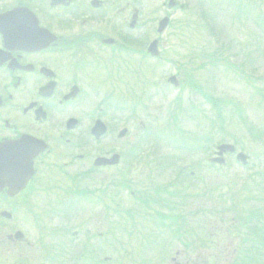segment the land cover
Listing matches in <instances>:
<instances>
[{
	"label": "rangeland",
	"instance_id": "obj_1",
	"mask_svg": "<svg viewBox=\"0 0 264 264\" xmlns=\"http://www.w3.org/2000/svg\"><path fill=\"white\" fill-rule=\"evenodd\" d=\"M165 1L143 0L138 26L141 35L135 40L127 26L129 21L123 23V19L119 25L124 28L119 33L112 32L108 24L93 27L95 33H101L98 36L120 43L117 51H102L104 59H112L129 48L145 53L155 39L160 41L162 55L155 60H134L135 68L142 71L138 79L141 84L135 91L140 93L139 101L132 100L129 91L111 92L121 82H98L102 94L111 92L106 98L108 103L122 102L130 107L124 114L111 113L117 121L112 130L128 127L132 135L125 145L112 139L105 145L107 150L123 152L126 158L117 169L92 170L93 182L87 185L89 191H95L93 202L79 200L73 219L61 220L64 241L43 242L49 250L36 253L49 264H80L81 259L92 260L91 264H214L210 255L222 259L224 253L230 255L254 246L249 235L251 212L264 216V0H176L178 8L170 13L162 8ZM205 1L208 13L196 5ZM182 5L185 11H180ZM155 7L158 10L152 11ZM165 16L170 17L172 25L159 35L158 22ZM123 36L131 39L123 40ZM173 75L181 83L178 91L168 85ZM90 107V111L98 113L97 106ZM111 124L112 127L114 123ZM144 131L155 134V138L170 135L185 145H195L192 141L199 138V149L193 154L188 150L180 153L159 143L153 151V145L147 144L149 152L135 165L129 161V153L134 146L149 142L141 139ZM222 144L235 145L248 155L249 168H242L235 158L227 160L224 168L209 167L210 157ZM97 150L94 146L92 152ZM182 167L198 176L185 177L182 183L178 180ZM124 186H132L136 194L148 191L147 198L159 188L165 203L146 210L140 219L134 215L140 211L137 195ZM102 190L106 191L105 197ZM116 192L120 195L112 202ZM172 201L173 215L196 214L186 223L194 228L192 235L182 241L162 229L153 216L169 215L167 205ZM117 204L121 218L114 214ZM72 207L74 202L64 203L61 213L72 211ZM129 211L135 217L131 222ZM235 220V225L243 228L235 230L233 225L232 230L228 229ZM74 231L79 234L72 238ZM35 241L40 243L36 236ZM187 241L192 244H185ZM87 242L91 246L84 252ZM81 253L84 258L79 257Z\"/></svg>",
	"mask_w": 264,
	"mask_h": 264
},
{
	"label": "flooded vegetation",
	"instance_id": "obj_2",
	"mask_svg": "<svg viewBox=\"0 0 264 264\" xmlns=\"http://www.w3.org/2000/svg\"><path fill=\"white\" fill-rule=\"evenodd\" d=\"M140 5L141 0H0V264H46L36 253L49 249L35 236L60 231L79 200L93 202L95 191L87 185L92 170L113 169L96 168L95 160L116 154L106 149L107 140L125 145L130 134L120 139L104 121L108 102L98 82L108 74L102 51L120 45L108 47V37L93 27L108 24L119 33L121 17L128 12L133 19ZM99 120L107 132L96 140ZM69 201L72 211L61 213Z\"/></svg>",
	"mask_w": 264,
	"mask_h": 264
},
{
	"label": "trees",
	"instance_id": "obj_3",
	"mask_svg": "<svg viewBox=\"0 0 264 264\" xmlns=\"http://www.w3.org/2000/svg\"><path fill=\"white\" fill-rule=\"evenodd\" d=\"M239 211V209L236 210V212ZM242 212V211H241ZM253 215H251V218L254 220L255 218L257 219V215L251 212ZM255 217V218H254ZM258 218V224H262V220H264L263 217L259 216ZM239 219V216H237ZM252 220V224L249 225V228L255 227L254 226V221ZM178 222V221H176ZM179 224V223H178ZM234 225V229L237 230V227H242L238 225ZM232 225V227H233ZM231 227V230H232ZM243 228V227H242ZM255 229V228H254ZM249 235H252L250 238L251 241H254V246L251 248V250H245V251H238L235 253V258L233 260V263L235 264H264V247H262V242L261 239L264 240V234H260L255 231V233H249Z\"/></svg>",
	"mask_w": 264,
	"mask_h": 264
},
{
	"label": "water",
	"instance_id": "obj_4",
	"mask_svg": "<svg viewBox=\"0 0 264 264\" xmlns=\"http://www.w3.org/2000/svg\"><path fill=\"white\" fill-rule=\"evenodd\" d=\"M172 4H174V3L172 2ZM168 22H169L168 19H165V20H163V22L160 24V28H159V32H160V33H162V32L166 29V27L168 26ZM150 52H151L154 56L159 55V52H158V42H155L154 44H152V46H151V48H150ZM172 81H173V83H174L175 85H178V83L176 82L175 79H173ZM219 150H220V153H219L220 156H223V155H224L225 153H227V152L235 153V151H236L235 147L230 146V145H223V146H221V147L219 148ZM238 159H239V160H242L243 163H244L245 165L247 164V157H245L243 154H240V155L238 156ZM118 162H119V157H118V156H115V157L113 158L112 161L100 160L98 163H101V164H117ZM212 162L222 164V163H224V160H223V159H215V160H213ZM12 164H13V166H14V165H15V161H12V162H11V165H12ZM10 169H11V167L9 168V170H10Z\"/></svg>",
	"mask_w": 264,
	"mask_h": 264
}]
</instances>
